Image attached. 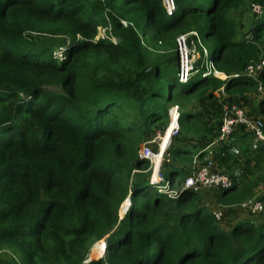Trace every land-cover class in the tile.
I'll use <instances>...</instances> for the list:
<instances>
[{
	"label": "trees",
	"instance_id": "trees-1",
	"mask_svg": "<svg viewBox=\"0 0 264 264\" xmlns=\"http://www.w3.org/2000/svg\"><path fill=\"white\" fill-rule=\"evenodd\" d=\"M176 3L0 0V264H264V220L237 207L264 183V144L254 149L243 125L216 143L224 104L264 120V69L245 74L264 60V0ZM253 4L262 12L242 21ZM100 25L119 41L97 39ZM191 31L228 79L179 81L177 37ZM194 100L201 109H186ZM174 104L184 110L164 164L171 185L209 155L241 171L214 189L220 220L202 192L171 198L150 182L141 144L165 131Z\"/></svg>",
	"mask_w": 264,
	"mask_h": 264
},
{
	"label": "built area",
	"instance_id": "built-area-1",
	"mask_svg": "<svg viewBox=\"0 0 264 264\" xmlns=\"http://www.w3.org/2000/svg\"><path fill=\"white\" fill-rule=\"evenodd\" d=\"M163 5L168 13H173L177 9L176 0H163ZM251 9L253 13L262 12V6L260 4H253ZM124 24L126 25V22H124ZM99 27L96 36L97 39L110 37L114 43L119 41L116 36L108 33V31H111L110 26H104L105 30H103L106 32L105 36L101 33L102 29ZM113 38H116L117 40H114ZM177 48L180 63V82L187 81L193 73L197 72H202L208 76L213 75L222 80L229 78V74L220 71L216 67L215 63L210 58L208 50L203 47V43L197 31L180 34L177 37ZM262 69H264V60H261L259 63L252 62L247 66L245 74L249 77L256 78L257 74ZM263 89L264 88L260 86L258 90L261 91ZM221 90H223V88ZM216 93L219 95V91ZM222 108V123L216 143H231L235 139L234 134L237 127L243 125L246 130L252 134V147L254 149H257L264 144V120L262 118L249 116L245 108L236 104H224ZM181 113L182 109L180 105H171L169 108L170 121L165 131H157L152 139H148L141 144L139 154L141 158L150 162V168L152 171L150 182L156 185L159 192L164 193L171 198H177L180 195V192L184 189H193L200 192L206 187L221 189L232 187L236 181H239L241 171L236 170L234 171L233 176H231L229 173L218 170L211 155H209L203 163H200L196 158L192 164L191 173L185 179L184 183L178 187H173L170 180L162 175V169L165 162L170 160L168 149L171 146L173 138L180 132L179 119ZM233 151L236 154L240 153V149L237 147H234ZM129 206L130 202L126 207L127 210L129 209ZM237 206L248 209L251 213L255 214L264 210V201L253 196ZM222 207L226 206L222 205ZM126 209L125 212L127 211ZM213 214L218 220H220L223 215L221 210H214ZM97 244H101L100 247L104 252L106 249V239H101L95 243L94 247H96ZM89 257H92V255Z\"/></svg>",
	"mask_w": 264,
	"mask_h": 264
},
{
	"label": "rangeland",
	"instance_id": "rangeland-1",
	"mask_svg": "<svg viewBox=\"0 0 264 264\" xmlns=\"http://www.w3.org/2000/svg\"><path fill=\"white\" fill-rule=\"evenodd\" d=\"M251 15H252V13H251V8L249 9L248 8V10H246L245 12H244V15L241 17V20L242 21H244V22H246V21H248V19L251 17ZM99 28H101L102 30H101V33L102 34H104V36L106 35V32H104V30H105V28H104V26H100ZM104 29V30H103ZM114 40H117L116 38H113ZM62 55V51H60L59 52V56H61ZM202 62H203V60H202ZM199 78V77H198ZM196 79V78H195ZM261 96H263V93H261L259 90H258V92H255L254 93V97L257 99V101H259V97H261ZM182 108V111L184 110V108L183 107H181ZM186 109H194V110H199V109H201V106H199L198 105V102H197V100H194L193 101V105H189L188 107H186ZM168 127V126H167ZM250 135H251V138H252V134L250 133ZM253 141V138L251 139V142ZM171 158V157H170ZM169 158V159H170ZM170 170H171V167H169V165H165L164 167H163V169H162V175L165 177V178H168L169 177V175H170ZM231 173V172H230ZM215 189V188H214ZM212 190V191H207V190H209V189H202L201 191H202V193H201V195L203 196V204L204 203H206V204H208L209 205V207L211 208V209H216L219 205H217V196H216V193H217V191L216 190ZM203 191H206V195H203L204 193H203ZM256 198H258V199H261V200H263L264 201V183H262L258 188H257V190H256V192H255V195H254ZM123 206V205H122ZM219 207H221V206H219ZM218 207V208H219ZM124 208L123 207H121V210H120V216L122 217L123 215H124V213H125V209L123 210ZM238 212H240V213H243V214H247V216L248 217H250L251 219H253V220H257V221H260L259 219L261 218V216L259 215V214H249V213H246V211H238ZM239 213V214H240ZM226 222V221H225ZM93 248H94V246H93ZM93 248H92V250H93ZM100 244H97V246L95 247V251L97 252V253H99V251H100ZM92 250H91V252H90V255H91V253H92ZM89 255V256H90ZM93 258H98V257H93Z\"/></svg>",
	"mask_w": 264,
	"mask_h": 264
},
{
	"label": "crops",
	"instance_id": "crops-1",
	"mask_svg": "<svg viewBox=\"0 0 264 264\" xmlns=\"http://www.w3.org/2000/svg\"><path fill=\"white\" fill-rule=\"evenodd\" d=\"M260 91V90H259ZM261 93H263V96H261V97H259V98H262V97H264V89L263 90H261L260 91ZM204 189H209V190H207V191H211L212 189H214L213 187H206V188H204ZM203 189V190H204ZM200 192H202V191H200ZM203 195H206V191H203ZM204 204H206V203H204ZM208 205V204H207ZM219 206H221V207H219ZM216 209H211L212 211L213 210H221L222 211V213H223V211H224V208L225 207H222V205H219ZM238 208H239V211L241 210V211H246V213H249V214H254V213H251L248 209H245V208H241V207H239V206H237ZM264 211V210H263ZM263 211H261V212H258V213H255V214H259L260 216H261V218L259 219V220H264V212ZM240 212H238V216H243V217H248L247 216V214H243V213H240Z\"/></svg>",
	"mask_w": 264,
	"mask_h": 264
},
{
	"label": "water",
	"instance_id": "water-1",
	"mask_svg": "<svg viewBox=\"0 0 264 264\" xmlns=\"http://www.w3.org/2000/svg\"><path fill=\"white\" fill-rule=\"evenodd\" d=\"M126 201H128V203L131 201V198H130V196H128V198L126 199ZM128 206V205H127ZM127 210V209H126ZM127 212V211H126ZM125 212V213H126ZM125 213H124V215H125ZM124 215L121 217V218H123L124 217ZM106 250V249H105ZM105 250H104V252H103V255H104V253H105ZM102 256V255H101ZM101 256H99L98 258H100ZM103 257V256H102ZM90 259H92L93 257H89Z\"/></svg>",
	"mask_w": 264,
	"mask_h": 264
},
{
	"label": "bare ground",
	"instance_id": "bare-ground-1",
	"mask_svg": "<svg viewBox=\"0 0 264 264\" xmlns=\"http://www.w3.org/2000/svg\"><path fill=\"white\" fill-rule=\"evenodd\" d=\"M125 209V208H124ZM101 245V244H100ZM100 252V251H99Z\"/></svg>",
	"mask_w": 264,
	"mask_h": 264
}]
</instances>
